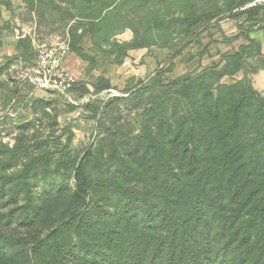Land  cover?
I'll list each match as a JSON object with an SVG mask.
<instances>
[{
	"label": "trees",
	"instance_id": "trees-1",
	"mask_svg": "<svg viewBox=\"0 0 264 264\" xmlns=\"http://www.w3.org/2000/svg\"><path fill=\"white\" fill-rule=\"evenodd\" d=\"M22 1L30 10L41 2ZM253 1L66 0L54 6L72 22L69 52L87 64V75L98 68L96 48L116 66L131 51L157 47L169 54L125 97L83 107L106 128L120 104L143 110L140 133L113 141L105 156L100 140L80 161L65 160L69 131L60 148L35 153L29 152L49 141L0 142V264H264V97L248 78L259 73L254 61L264 55L250 37L264 31V3L241 10ZM0 5L11 9L12 0ZM222 19L234 21L237 34L226 37ZM211 29L223 42L244 43L209 68L167 79L174 59ZM126 30L130 41L113 39ZM85 37L92 51L82 45ZM175 37L181 41L169 46ZM14 50L16 59L32 63L30 37L16 40ZM238 73L240 80L220 82ZM77 86L79 96L114 89L103 75L93 78L91 90ZM13 89L11 100L24 88ZM91 162L103 173L91 176ZM60 169L71 170L73 187L60 184L35 200L32 178Z\"/></svg>",
	"mask_w": 264,
	"mask_h": 264
},
{
	"label": "rangeland",
	"instance_id": "rangeland-1",
	"mask_svg": "<svg viewBox=\"0 0 264 264\" xmlns=\"http://www.w3.org/2000/svg\"><path fill=\"white\" fill-rule=\"evenodd\" d=\"M64 2L66 0H41L35 10H30L22 0H12L11 9L0 5V28H4L0 33V142L12 147L19 139H23L25 144L30 145L43 140L49 141L47 145L38 146L37 149H31L29 152L35 153L41 148H49V150L60 148L65 144L69 131L73 137L65 160L76 158L80 161L85 149L88 146H96L100 140L105 156L113 141L117 143L120 137L126 135L128 139L137 136L141 131L143 110L134 108L133 103L120 104L111 111L107 120V129L99 125L97 120L85 113L83 109L70 111L67 105L53 94L32 90L21 82L22 73L32 63L16 59L14 30L19 32L23 30L35 41L40 42L54 38L70 40L68 29L72 22L63 21L64 12L56 11L54 7L55 5L64 7ZM235 24L229 19L220 21L221 29L226 37L237 34ZM6 27L7 30H5ZM132 37L133 33L126 30L114 36L113 39L124 42L130 41ZM180 41V37H175L169 46ZM259 42L262 43L261 40ZM243 43L241 39L230 44L223 42L214 29L202 32L201 43L185 48L182 55L174 59L171 72L166 73L165 77L178 78L184 76L189 70H193L196 74L209 68L212 63H217L221 54H231ZM91 44L89 37L83 39L82 45L92 51ZM205 46H208L207 51L202 57H198L197 54L202 52ZM93 53H97L98 68L91 75L85 73L87 64L70 52L67 56L66 69L72 73L77 82L84 83L89 90H91L93 78L103 75L110 80L112 88L123 94L126 91H134L139 82L146 83L153 77L169 51L157 47L131 51L120 66L111 64L97 48ZM123 63L126 65L123 66ZM254 63L260 67V71L257 75L248 78L252 87L264 97V55L257 58ZM222 70L223 65L217 71L222 72ZM242 77L241 73L231 77L224 75L221 76L220 82L229 84ZM19 84L20 88L24 89L11 100L13 88ZM44 112H47L48 116L44 115ZM55 138H60L59 142H54ZM127 145L130 149L134 148L130 140L127 141ZM94 156L100 160L97 155ZM103 171L104 168L93 167L92 162L88 166V172L93 177ZM60 184L73 187L71 170L60 169L57 174L34 177L29 188L33 198L39 201L47 192L53 194L54 189ZM7 197L8 195L6 199ZM18 201L21 203V196L18 197Z\"/></svg>",
	"mask_w": 264,
	"mask_h": 264
},
{
	"label": "built area",
	"instance_id": "built-area-1",
	"mask_svg": "<svg viewBox=\"0 0 264 264\" xmlns=\"http://www.w3.org/2000/svg\"><path fill=\"white\" fill-rule=\"evenodd\" d=\"M264 3V0H254L241 10L251 8ZM30 37L33 47L34 58L30 67L21 75V82L32 90L55 94L61 97L67 104L76 109H83L85 105L94 100L103 103L113 97H125L115 89L104 90L98 94L92 92L79 96L76 94L77 80L66 69L67 56L69 53V40L54 38L46 41H35L29 33L14 30L15 40ZM126 65L123 63V66ZM21 83V84H22ZM20 86V84H19Z\"/></svg>",
	"mask_w": 264,
	"mask_h": 264
},
{
	"label": "crops",
	"instance_id": "crops-1",
	"mask_svg": "<svg viewBox=\"0 0 264 264\" xmlns=\"http://www.w3.org/2000/svg\"><path fill=\"white\" fill-rule=\"evenodd\" d=\"M263 35H264V34H263V31H259V32H256V33L251 34L250 37H251L252 39L257 40V41H259V40L262 41V43H261V52L264 54V41H263V38H264V37H262ZM258 39H259V40H258Z\"/></svg>",
	"mask_w": 264,
	"mask_h": 264
}]
</instances>
